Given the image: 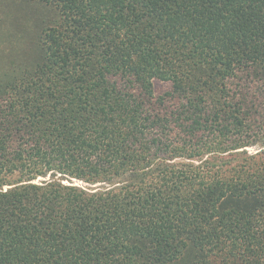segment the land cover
Wrapping results in <instances>:
<instances>
[{"label":"trees","instance_id":"16d2710c","mask_svg":"<svg viewBox=\"0 0 264 264\" xmlns=\"http://www.w3.org/2000/svg\"><path fill=\"white\" fill-rule=\"evenodd\" d=\"M259 142L264 0H0V264H264Z\"/></svg>","mask_w":264,"mask_h":264},{"label":"rangeland","instance_id":"374dc122","mask_svg":"<svg viewBox=\"0 0 264 264\" xmlns=\"http://www.w3.org/2000/svg\"><path fill=\"white\" fill-rule=\"evenodd\" d=\"M23 7L25 9H22L21 7L19 8V5H17V7L15 6L14 7V21L15 20H21V24L23 25V22L26 20V19H29L30 21L33 20V15H32V12L28 9V7H32V5L30 4H23ZM45 12V11H43ZM14 31V36L18 35L20 30L21 29H17L15 28V26H10ZM31 28V27H30ZM25 39L27 40V36H25ZM25 40V41H26ZM19 45L21 43V40L19 41V39H14L12 41V44H14V46H17L16 45ZM9 45H11V43H8ZM22 44H25L23 41H22ZM26 45V44H25ZM24 49V48H23ZM22 49V50H23ZM11 53V52H10ZM34 57L33 55H29V57H26V56H22L20 57V60H18L20 62L21 65L23 66H27L28 69L29 67L32 66V60ZM32 68V67H31ZM248 154H253V153H256L257 151H260L262 150L257 156H256V162L257 163H263L264 162V145L262 143H257L253 146H250V147H247L246 148ZM241 157V155L239 156ZM38 179H41L40 177ZM73 182H76L78 185H81L83 187H86V188H91V189H94V188H101L107 184H103L102 182H97V183H87V182H84V181H81V180H77V179H72ZM63 182H66V180H64Z\"/></svg>","mask_w":264,"mask_h":264},{"label":"clouds","instance_id":"9594fccd","mask_svg":"<svg viewBox=\"0 0 264 264\" xmlns=\"http://www.w3.org/2000/svg\"><path fill=\"white\" fill-rule=\"evenodd\" d=\"M67 182V181H66Z\"/></svg>","mask_w":264,"mask_h":264}]
</instances>
